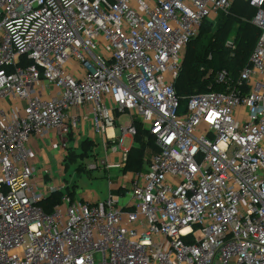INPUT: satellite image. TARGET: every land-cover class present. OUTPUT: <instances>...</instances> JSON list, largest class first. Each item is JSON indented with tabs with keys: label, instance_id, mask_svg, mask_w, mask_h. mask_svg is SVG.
I'll list each match as a JSON object with an SVG mask.
<instances>
[{
	"label": "built area",
	"instance_id": "1",
	"mask_svg": "<svg viewBox=\"0 0 264 264\" xmlns=\"http://www.w3.org/2000/svg\"><path fill=\"white\" fill-rule=\"evenodd\" d=\"M233 1L0 0V264H264V0H246L259 37L236 81L218 72L184 112L174 89ZM138 125L144 169L70 195L68 143L99 137L86 169L122 172ZM50 131L57 173L31 162Z\"/></svg>",
	"mask_w": 264,
	"mask_h": 264
},
{
	"label": "trees",
	"instance_id": "2",
	"mask_svg": "<svg viewBox=\"0 0 264 264\" xmlns=\"http://www.w3.org/2000/svg\"><path fill=\"white\" fill-rule=\"evenodd\" d=\"M255 12V8L248 1L234 0L229 11L218 13L214 20L202 21L197 36L190 40L186 47L183 68L181 66L174 83L175 92L180 99V112L185 111L187 100L192 94L224 90V86L216 81L218 72L224 70L231 81L237 80L240 71L249 64V55L259 37V29L252 23ZM212 21H216L215 32L204 45L201 43V37L206 34ZM229 39L232 40L231 44H228ZM136 136L146 142V147L152 143L154 150L152 152L157 151L153 138L140 126ZM90 144L89 140L81 142L85 155ZM134 150L132 145L123 171L144 169L143 156L147 150ZM73 188L74 186L72 190H68L70 195L74 194ZM60 195L61 193L51 194L45 200L48 203V211L45 209L44 211L50 212L54 204L59 202Z\"/></svg>",
	"mask_w": 264,
	"mask_h": 264
},
{
	"label": "rangeland",
	"instance_id": "3",
	"mask_svg": "<svg viewBox=\"0 0 264 264\" xmlns=\"http://www.w3.org/2000/svg\"><path fill=\"white\" fill-rule=\"evenodd\" d=\"M229 10L230 8L228 11ZM212 22L213 23L208 26L206 34L204 33V35L201 37V43L204 45L210 39V36L215 32L216 21ZM228 41V44H230L232 40L229 39ZM181 66L183 68V61ZM121 118L123 120L126 118V116H121ZM84 138L85 137L81 138L80 143L76 148H74V146L72 147L71 142L68 143L69 154H67L65 160L62 163L64 174L61 176V179L66 183L68 190H72L73 185L76 193L81 190L90 194L91 196H97L101 199H104L108 195V180L118 181L123 177L126 178V173L129 172V170L119 172L116 170L105 171L103 168H98L88 171L86 169V165L90 162L98 161L103 156L102 140L99 137H95L94 140H91L90 147L87 150V155H85L81 145L82 139ZM129 143L130 141L128 139L124 141L126 146H128ZM145 143L146 142H144L141 138H137L136 136V141L132 144L136 151L147 150L143 156L144 158L149 156V154L154 151L152 143L147 146L148 149ZM52 170L53 172L57 173V168L55 166H52ZM112 193H115V191H112ZM46 202L47 201L43 202L42 206L46 211H48V203Z\"/></svg>",
	"mask_w": 264,
	"mask_h": 264
},
{
	"label": "crops",
	"instance_id": "4",
	"mask_svg": "<svg viewBox=\"0 0 264 264\" xmlns=\"http://www.w3.org/2000/svg\"><path fill=\"white\" fill-rule=\"evenodd\" d=\"M53 135L54 132L50 131L45 139L33 138L31 140V148L33 150L31 162L38 171L44 168H50L52 170V166H55L57 171L59 170V162L57 159L61 156L62 151L59 145L54 143ZM83 140L87 139H82V141Z\"/></svg>",
	"mask_w": 264,
	"mask_h": 264
}]
</instances>
